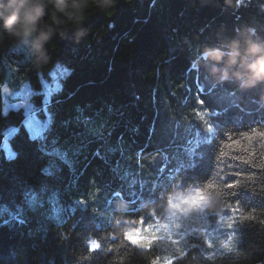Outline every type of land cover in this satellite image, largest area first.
<instances>
[{"label":"trees","instance_id":"1","mask_svg":"<svg viewBox=\"0 0 264 264\" xmlns=\"http://www.w3.org/2000/svg\"><path fill=\"white\" fill-rule=\"evenodd\" d=\"M80 2L78 21L49 5L41 27L54 34L39 66L0 29V264H158L166 248L187 256L163 264L194 253L208 257L200 264H264V84H218L195 66L206 47L264 40V0ZM3 80L25 98L5 94ZM36 114L41 135L26 125ZM213 179L230 193L225 227L210 215L203 226L114 235L118 202L147 225L145 206L177 181ZM42 189L66 208L60 223L28 209Z\"/></svg>","mask_w":264,"mask_h":264},{"label":"clouds","instance_id":"2","mask_svg":"<svg viewBox=\"0 0 264 264\" xmlns=\"http://www.w3.org/2000/svg\"><path fill=\"white\" fill-rule=\"evenodd\" d=\"M51 5L56 13L69 20L78 21L84 4L80 0H0V29L21 44L30 46V51L39 66L47 59L46 45L54 34L51 27H41ZM54 21L59 22L55 15ZM196 67H203L218 84L236 81L241 89L250 90L264 84V40H251L242 34L218 46L204 48ZM264 101V96H261ZM226 186L216 180L181 187L177 181L171 189L161 194L160 201L146 205L153 222L144 223V217L131 218L126 215L129 205L125 201L116 204L112 228L117 238H126L128 233L169 227L173 230L190 226H203L205 217L215 215L223 219L230 207ZM178 253L168 252L157 256V261L169 258L185 259ZM208 259L194 253L186 264H200Z\"/></svg>","mask_w":264,"mask_h":264},{"label":"rangeland","instance_id":"3","mask_svg":"<svg viewBox=\"0 0 264 264\" xmlns=\"http://www.w3.org/2000/svg\"><path fill=\"white\" fill-rule=\"evenodd\" d=\"M57 73H59V74L60 73L61 74L64 73V69H60V71L59 72L57 71ZM13 77H15V76L8 74L6 76V79H8L10 81L11 80L14 81ZM5 80H3L2 85H1L2 86V91L4 93L5 92L8 93V94L10 93L13 99H17V98L24 99L25 98L26 89H27L26 87H23V88L20 87V89L21 88L22 89L21 90L18 89L17 90L18 93H13L12 89L9 86L7 87V85H5V84H7L6 82H4ZM56 87L57 86H53L51 91H53V89H55ZM51 91H49V93ZM7 102L9 103L10 106H12L13 103L9 102L8 99H7ZM44 123H43L42 118H40L36 114V115L31 116L27 120L26 125L31 130V132L34 131V132H37V134L41 135L42 132H43L42 125ZM52 154L54 156L55 155L56 156L59 155L60 157L62 156V154L60 153V150L52 151ZM62 159L67 160L68 158L63 155ZM27 207L30 210V212L33 215V217L38 219L40 222H45V221H48L49 219H54L55 221H57L59 223L62 221V218H63V216L65 214V209H66L64 206H62L60 204L58 194L56 192L49 193L47 191V189H42L40 191L33 192L28 198ZM3 212H4V207L2 206L1 209H0V214L2 215ZM110 222L111 221L109 219L104 221L105 225H108ZM211 222H215V225L218 226V227H220V226H222L224 224V227H225V225L227 223L233 222V218H232L231 215H228L226 217L224 216L223 219L217 218V219L211 220ZM216 226L212 227V230H211L212 232H214V231L216 232ZM128 235H129V233H128ZM188 240H191V239L189 238ZM192 243H193V241H192ZM166 249H167L166 250L167 253L171 252L170 248H166ZM164 262L165 261L162 260V261H159L158 264H163Z\"/></svg>","mask_w":264,"mask_h":264},{"label":"snow or ice","instance_id":"4","mask_svg":"<svg viewBox=\"0 0 264 264\" xmlns=\"http://www.w3.org/2000/svg\"><path fill=\"white\" fill-rule=\"evenodd\" d=\"M239 142L237 141V144H238ZM151 232V230H149V233ZM149 233H145V236H148L149 235ZM132 239H135V240H139V239H142V237H140L138 234H134L133 236H132Z\"/></svg>","mask_w":264,"mask_h":264},{"label":"crops","instance_id":"5","mask_svg":"<svg viewBox=\"0 0 264 264\" xmlns=\"http://www.w3.org/2000/svg\"><path fill=\"white\" fill-rule=\"evenodd\" d=\"M182 239H184V238H182ZM176 243H178V242L176 241Z\"/></svg>","mask_w":264,"mask_h":264}]
</instances>
